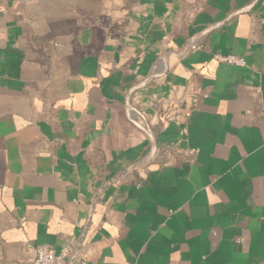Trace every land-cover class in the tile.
Listing matches in <instances>:
<instances>
[{
	"label": "crops",
	"instance_id": "1",
	"mask_svg": "<svg viewBox=\"0 0 264 264\" xmlns=\"http://www.w3.org/2000/svg\"><path fill=\"white\" fill-rule=\"evenodd\" d=\"M145 126L88 264H264V0H0V264L80 237Z\"/></svg>",
	"mask_w": 264,
	"mask_h": 264
},
{
	"label": "built area",
	"instance_id": "2",
	"mask_svg": "<svg viewBox=\"0 0 264 264\" xmlns=\"http://www.w3.org/2000/svg\"><path fill=\"white\" fill-rule=\"evenodd\" d=\"M214 58L220 64L235 65V66L245 65V61L243 58L233 54H229V55L217 54L215 55ZM192 103L193 104L197 103V98H193ZM131 111H134V109L130 107L129 113ZM141 128L144 131L148 129L147 126ZM78 240H79V236H72L68 244L61 250L59 254H56L55 251L48 246H39L36 249V259L34 261V264H67L75 250ZM74 264H88L86 256L81 254L80 252V255L78 256Z\"/></svg>",
	"mask_w": 264,
	"mask_h": 264
},
{
	"label": "water",
	"instance_id": "3",
	"mask_svg": "<svg viewBox=\"0 0 264 264\" xmlns=\"http://www.w3.org/2000/svg\"><path fill=\"white\" fill-rule=\"evenodd\" d=\"M210 29H213V28H210ZM191 47H192V42L188 44L187 48L185 49V51H184L181 55L186 54V53L190 50ZM172 53H173V52H170V51L167 52L166 57H168V56L171 55ZM149 81H150V80H147L146 83H148ZM136 88H137V87H136ZM136 88H134V89L130 92V94H129V97H128V100H127V104H126L128 110L130 109L131 94H132V92H133ZM146 133L150 136L151 141H152V150H151L150 155H149L146 159H144V160H142V161H140V162H137L136 164H134V165H132L131 167H129L126 171H124V172L121 173L120 175H118V176H116L115 178L111 179L109 182H107V183H106V184H105V185L99 190V192L96 194L94 200L92 201V204H91V207H90L89 216H88L87 224H86V226H85V228H84V230H83L81 236L79 237V240H78V242H77V245H76V247H75V250H74V252H73V254H72V256H71V258H70V260H69V262H68L67 264H74L75 261L77 260L78 256L80 255V252H81V250H82V246H83L84 240H85V238H86V235H87L88 230H89V228H90V226H91V223H92V215H93L94 208H95V205H96V202H97L99 196L104 192V190H105L107 187H109L110 185L114 184L115 182H117L118 180H120L121 178H123L126 174H128L129 172H131L132 170H134L135 168H137V167L140 166L141 164L150 161V160L152 159V157H154V155L156 154V151H157V141H156V139H155V136L152 134V132H151L149 129L146 130Z\"/></svg>",
	"mask_w": 264,
	"mask_h": 264
}]
</instances>
